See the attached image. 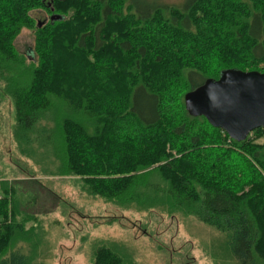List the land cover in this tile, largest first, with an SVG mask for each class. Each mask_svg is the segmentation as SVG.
<instances>
[{"label":"trees","instance_id":"16d2710c","mask_svg":"<svg viewBox=\"0 0 264 264\" xmlns=\"http://www.w3.org/2000/svg\"><path fill=\"white\" fill-rule=\"evenodd\" d=\"M37 10L50 15L36 20ZM23 29L35 35L26 54L16 47ZM262 61L264 0H0V79L21 152L40 151L56 173L120 207L184 210L225 233L238 264L264 259V144L253 143L264 127L234 140L190 114L184 97ZM0 186V264H45L36 226L18 219L37 197L23 206ZM93 264L132 263L101 244Z\"/></svg>","mask_w":264,"mask_h":264},{"label":"rangeland","instance_id":"374dc122","mask_svg":"<svg viewBox=\"0 0 264 264\" xmlns=\"http://www.w3.org/2000/svg\"><path fill=\"white\" fill-rule=\"evenodd\" d=\"M187 1L136 0L142 7L153 4L182 7ZM127 6L126 3L125 12L129 11ZM49 15L45 10L35 12L36 20ZM34 40V32L23 29L16 47L26 54L32 51ZM253 69L264 72V61L245 71ZM5 88V81L0 79V183L8 182L23 206L27 196L37 197L27 205L31 214L20 215L18 219L26 218L27 228L36 226L39 261L93 264L96 247L105 244L118 248L132 264H238L231 254L227 235L184 210L170 212L163 205L147 210L120 207L87 194L82 190L80 178L56 173L57 163L55 166L54 161L52 164L39 156L40 151L24 155L14 136V101ZM169 107L173 118V111L175 114L177 110ZM190 125L194 129L198 123L192 121ZM253 143L264 144V131L256 134ZM18 248L27 252L29 246L21 243ZM255 264H264V259L257 258Z\"/></svg>","mask_w":264,"mask_h":264},{"label":"water","instance_id":"95a60500","mask_svg":"<svg viewBox=\"0 0 264 264\" xmlns=\"http://www.w3.org/2000/svg\"><path fill=\"white\" fill-rule=\"evenodd\" d=\"M61 19L59 14L50 16ZM44 21H38L43 26ZM192 115H202L230 138L241 141L255 129L264 127V72L224 70L218 79L207 78L184 97Z\"/></svg>","mask_w":264,"mask_h":264}]
</instances>
